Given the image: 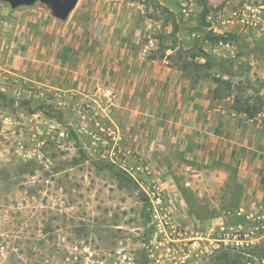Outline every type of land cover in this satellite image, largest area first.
<instances>
[{
    "label": "rangeland",
    "instance_id": "obj_1",
    "mask_svg": "<svg viewBox=\"0 0 264 264\" xmlns=\"http://www.w3.org/2000/svg\"><path fill=\"white\" fill-rule=\"evenodd\" d=\"M134 1L155 24L153 52L201 45L234 93L264 96V32L237 23L221 45L191 0ZM207 1L218 21L253 0ZM52 17L41 0H0V264H264V222L239 213L235 180L222 205L187 189L188 205L143 201L125 169L130 154L142 158L126 151L123 114L23 77L32 70L18 44L37 18Z\"/></svg>",
    "mask_w": 264,
    "mask_h": 264
},
{
    "label": "crops",
    "instance_id": "obj_2",
    "mask_svg": "<svg viewBox=\"0 0 264 264\" xmlns=\"http://www.w3.org/2000/svg\"><path fill=\"white\" fill-rule=\"evenodd\" d=\"M41 19L18 44L32 70L23 77L119 110L126 151L148 162L166 201L188 205L187 189L222 205L235 180L239 213L264 222V112L234 110L231 96L214 98L210 77L193 80L155 57V24L134 0L86 1L66 19Z\"/></svg>",
    "mask_w": 264,
    "mask_h": 264
},
{
    "label": "trees",
    "instance_id": "obj_3",
    "mask_svg": "<svg viewBox=\"0 0 264 264\" xmlns=\"http://www.w3.org/2000/svg\"><path fill=\"white\" fill-rule=\"evenodd\" d=\"M202 7L201 16L207 19L210 6L207 0H199ZM167 13L173 16V13L165 8ZM230 34V33H229ZM227 36L215 35L212 32L208 33L207 38L215 41H226ZM173 54H167L166 51L155 54V57L166 58L169 62L187 72L193 80H199L201 77H210L215 85L214 98H224L231 96L233 99L232 107L234 110L246 113L248 116H255L264 112V96L260 93L252 96L243 94L242 92H233V83L230 79L224 78L218 74L212 73L211 68L214 64V58L201 45L194 49H183L172 47ZM143 201L148 200L145 192H141Z\"/></svg>",
    "mask_w": 264,
    "mask_h": 264
},
{
    "label": "built area",
    "instance_id": "obj_4",
    "mask_svg": "<svg viewBox=\"0 0 264 264\" xmlns=\"http://www.w3.org/2000/svg\"><path fill=\"white\" fill-rule=\"evenodd\" d=\"M197 0H191V6L195 5L197 8ZM208 20L211 23L209 30L215 35L227 36L232 32L233 27L237 23L247 24L253 29L264 32V4L257 0L251 2H245L244 5L231 12L229 16H223L221 20L215 21L209 15ZM221 45H224V41H219ZM131 153V152H128ZM132 159L130 166L125 168L129 174H131L139 184L144 188L145 193L151 198L152 202H155L157 205H162L164 197L166 195V190L162 187L160 182L155 178L150 165L143 159L134 157L132 154L129 155ZM150 181V186L148 189L145 187V182ZM164 218H170L169 209L164 210ZM159 210L155 209V216L159 215Z\"/></svg>",
    "mask_w": 264,
    "mask_h": 264
},
{
    "label": "water",
    "instance_id": "obj_5",
    "mask_svg": "<svg viewBox=\"0 0 264 264\" xmlns=\"http://www.w3.org/2000/svg\"><path fill=\"white\" fill-rule=\"evenodd\" d=\"M13 5L23 2L33 3L36 0H10ZM52 6L54 14L60 19H66L71 11L76 8L80 0H41Z\"/></svg>",
    "mask_w": 264,
    "mask_h": 264
}]
</instances>
